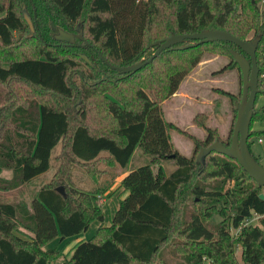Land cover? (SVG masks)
I'll use <instances>...</instances> for the list:
<instances>
[{"label":"trees","instance_id":"1","mask_svg":"<svg viewBox=\"0 0 264 264\" xmlns=\"http://www.w3.org/2000/svg\"><path fill=\"white\" fill-rule=\"evenodd\" d=\"M5 1L0 0V56L19 57L7 64L0 58V189H18L47 171L52 149L64 141L65 160L55 176L67 189L60 193L53 184L37 190L29 203L0 202V264H51L48 253L56 251H42L41 246L79 235L94 219L101 223L93 237L78 242L62 264H234L235 246L245 264H264V198H259L264 187L235 159L211 152L201 165L196 155L180 153L170 131L186 133L166 120L162 109L163 100L177 92L206 51L219 48L229 57L222 70L236 69L240 78L229 49L246 54L227 41L171 47L123 78L98 55L124 66L148 59L156 49L153 43L172 33L219 28L243 40L259 36L257 101L264 96L262 0H23L32 8L33 31L17 12L15 0ZM78 24L89 45L54 38L59 28L76 32ZM25 31L35 34L24 36ZM152 34L157 35L147 41ZM29 42H35L34 47L20 51ZM74 73L81 82V101H100L96 121L88 120L84 107L72 124L69 113L58 105L73 97ZM103 76L108 79L93 82ZM27 88L40 99L29 98ZM214 90L232 99L236 112L233 93ZM202 116L196 125L204 128V137L187 134L194 152L216 139L229 145L234 122L223 139L216 127L204 122L207 115ZM255 119H264V104L255 103L251 123ZM249 133L250 138L251 124ZM136 147L149 156V163L126 170ZM168 159L174 161L168 175L161 167L154 170ZM73 164L92 179L91 190L69 185ZM103 164L107 167L101 168ZM3 170H10L11 177L1 176ZM122 173L118 188L127 194L110 224L103 225L100 197ZM184 186L192 198L181 202ZM212 211L222 217L217 225L209 223ZM254 216L259 224L246 223ZM231 227L236 234H230Z\"/></svg>","mask_w":264,"mask_h":264},{"label":"rangeland","instance_id":"2","mask_svg":"<svg viewBox=\"0 0 264 264\" xmlns=\"http://www.w3.org/2000/svg\"><path fill=\"white\" fill-rule=\"evenodd\" d=\"M5 2H7V0ZM263 3L264 0L259 3V6L263 7ZM15 6L20 15H23V12H25L30 17L34 30L35 23L32 19V8L29 7L23 0H15ZM33 13L35 15L34 8ZM167 16L169 15H166V17ZM39 20L41 21V19ZM42 22L43 24L49 26L48 19H44ZM31 34L33 35L35 33H28L25 31L24 36H30ZM156 35L157 34L150 35L147 41L154 39V36ZM33 44L35 45V42L25 43L23 47L21 46L20 51H22V49H26V51L31 50L34 47ZM16 51L18 52L19 50L17 49ZM220 51L221 50L219 48L212 51H206L202 56L201 62L190 70L188 73L189 76L187 75L181 83L178 94H176V96H171L162 102L165 119L171 121L186 133L184 134L177 130L170 131V136L175 148L183 155L189 156L194 154L195 156L197 154V152H194V143L191 139H189L187 134L194 135L197 138L204 137V128L200 125H196L199 121L202 122L203 114L207 115L204 122L210 127H216L223 139L226 138L228 129L231 123L235 120L236 112L233 109V100L225 96H220L214 89L218 87L233 93L234 100L236 99L237 101L240 99L241 94V78L236 69L228 68L225 71L222 70V68L229 63V57L220 53ZM60 53L61 52H57V55L62 56ZM15 57L19 56L17 54L13 56L11 54L8 55L7 53L0 56L1 60L6 64L10 59ZM70 82L74 84L75 91L73 97L67 100H61L58 105L69 113L72 124L78 121L79 111L84 107L88 110V120L96 121V112L100 113V101L94 99L84 102L81 101L82 94L78 88L81 85V82L78 74L74 73L70 76ZM25 94H27L29 98L35 97L38 100L40 99L38 95L31 92L30 88H27V93ZM263 104L264 96L260 95L257 98L256 106L259 107ZM195 116H197L196 119L193 118ZM104 122L105 124H108V120L106 118H104ZM251 131L252 135L249 138L250 151L255 157H257L258 162L264 167V119L253 120L251 123ZM259 139H262V141H259ZM65 143V141L58 143L52 149L50 155V166L47 171L38 175L30 183L24 184L18 189H0V202H9L14 204L20 202L29 203L37 190L41 187L53 184H57L56 188L62 187L63 191L66 192L67 188L65 187V183L59 184L60 181L55 176V173L62 169V162L65 160ZM147 163H149V156L144 154L139 147H136L127 166V170H131ZM106 167L107 166L104 164L101 165V168ZM158 167H161L165 174L168 175L174 168V161L172 159L165 160L159 166H155L154 170H157ZM108 169L110 168L108 167ZM206 181L212 184L220 183L219 179H208ZM93 183L92 179L87 177L78 165H72L69 185L76 186L82 190H91L94 186ZM238 183H242V180H238ZM118 190L119 188L116 187L111 191L110 195H108L107 192L106 194H102L100 197V203L102 204L104 214L103 225L110 224V219L113 216L114 209L118 206V197L114 195L118 192ZM181 193V202L192 198L189 193L188 186H184ZM221 219L222 217L219 216L216 211H212V217L209 219V223L217 225ZM100 223L101 222L98 219L91 220L86 231L77 236L68 237L59 244L57 243V239L44 243L41 246V250L47 252L49 249L54 248L56 252L48 253V258L50 259L51 264H62V262L71 255L74 246L78 242L85 241L93 237ZM246 223H250L252 225L259 224L257 216H254ZM236 232L237 229L232 227L230 228V234H236ZM183 247L186 248V250L189 249V247L185 245H183ZM182 250L183 248L181 244L179 246V251ZM233 260L234 264H245L241 259L240 247L235 246Z\"/></svg>","mask_w":264,"mask_h":264},{"label":"water","instance_id":"3","mask_svg":"<svg viewBox=\"0 0 264 264\" xmlns=\"http://www.w3.org/2000/svg\"><path fill=\"white\" fill-rule=\"evenodd\" d=\"M23 17L33 30L30 17L25 12H23ZM54 38L69 44H74L76 40L84 41V44H76V46L80 47L89 45V42L85 41L81 24L77 25L76 32L59 28L58 32L54 35ZM187 40H196V42L185 43ZM259 40V36H255L250 40H243L224 29H204L194 33H172L163 40L153 43V45L156 46V49L148 59L138 61L130 65H114L105 60L99 52L98 55L106 66L123 74L118 78H123L125 76L124 74L135 72L142 66L150 63L162 50L171 47L173 49H185L206 42L227 41L242 50L248 57L234 49H229V53L240 69L242 83L240 99L238 101H234L236 117L233 124L229 145H225L216 139L210 145L199 148L198 153L196 154V160L201 165H203L206 155L211 152L225 155L231 159H235L249 175V177L254 179L259 186L264 187V167L253 156L248 145V138L250 135L249 128L252 120L253 108L255 107L256 103V96L258 93L259 68L257 66L256 60V48ZM78 55L84 61L89 63V59L85 54L78 53ZM106 79H108V77L103 76L101 79H97L93 82L98 83L101 80ZM56 190L60 193H64L62 187H57ZM259 198L263 199L264 195L262 193L259 194Z\"/></svg>","mask_w":264,"mask_h":264},{"label":"crops","instance_id":"4","mask_svg":"<svg viewBox=\"0 0 264 264\" xmlns=\"http://www.w3.org/2000/svg\"><path fill=\"white\" fill-rule=\"evenodd\" d=\"M189 76V75H188ZM183 82V81H182ZM181 85V84H180ZM180 88V87H179ZM179 90V89H178ZM178 90L177 92L173 95V96H176V94H178ZM210 127V126H209ZM221 133V132H220ZM127 170V168H126ZM85 173V172H84ZM125 173H122L121 175L117 176L115 178V182L113 184V186L106 192L108 195L111 194V191L114 190L116 187L118 188V183L121 179V177L124 175ZM12 175V172L10 170H3L2 173H1V176H4V177H11ZM87 176V174H86ZM88 177V176H87ZM104 193V194H106ZM127 194V191L123 190L122 188H119L118 192L115 193L114 195H116L118 197V203L119 201Z\"/></svg>","mask_w":264,"mask_h":264},{"label":"built area","instance_id":"5","mask_svg":"<svg viewBox=\"0 0 264 264\" xmlns=\"http://www.w3.org/2000/svg\"><path fill=\"white\" fill-rule=\"evenodd\" d=\"M259 141H262V139H259Z\"/></svg>","mask_w":264,"mask_h":264}]
</instances>
